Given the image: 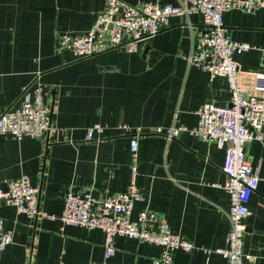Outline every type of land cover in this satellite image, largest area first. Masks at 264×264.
Here are the masks:
<instances>
[{
  "label": "crops",
  "instance_id": "1",
  "mask_svg": "<svg viewBox=\"0 0 264 264\" xmlns=\"http://www.w3.org/2000/svg\"><path fill=\"white\" fill-rule=\"evenodd\" d=\"M138 5L148 0H125ZM177 5L178 0H152ZM106 0H0V113L17 105L36 84L53 113L58 134L38 139L0 134V186L27 175L39 188V203L49 216L36 219L0 204V217L14 231L0 251V264H102L101 229L63 225L59 215L68 191L89 189L95 197L124 191L131 181L130 137L138 129L134 181L143 198L131 217L146 209L162 215L171 231L195 249L174 252V264H228L205 249L226 246L229 199L222 171L224 150L182 131L172 139L157 126L194 127L205 102L227 105L225 77L210 78L189 61L200 13L171 15L169 24L141 40L137 49H108L77 57L59 48L63 34H84ZM229 37L252 48L234 58L243 71H264V7L223 13ZM52 117V114H51ZM99 125L94 139L90 127ZM264 132V126L262 128ZM246 159L264 177V144L253 141ZM247 203L244 264H264V179ZM107 264H151L161 248L115 235Z\"/></svg>",
  "mask_w": 264,
  "mask_h": 264
},
{
  "label": "built area",
  "instance_id": "2",
  "mask_svg": "<svg viewBox=\"0 0 264 264\" xmlns=\"http://www.w3.org/2000/svg\"><path fill=\"white\" fill-rule=\"evenodd\" d=\"M178 1L177 5L152 0L133 5L125 0H106L105 7L98 13L89 31L84 34H63L58 39V46L69 49L77 57H88L116 47L134 51L138 42L166 27L171 15L201 14L202 26L195 34L194 47L188 59L206 71L210 78H226L229 103L218 105L205 102L200 105L196 110L197 124L192 128L185 125L157 126L153 132L172 139L182 131H189L202 141L214 142L224 150L221 168L226 177L224 189L229 199L226 246L204 251L221 255L228 264H244V218L249 213L247 203L262 178L247 161L246 147L253 141L264 144V71L240 69L234 55L248 51L252 46L229 37L223 13L231 8L252 13L264 7V0ZM261 55L264 58V50ZM99 130V125L90 127L87 140H93L94 131ZM59 131L60 128L52 122L51 111L44 101V91L40 84L34 85L29 93L23 92L17 105L0 113V134L12 135L17 139L24 136L41 139L49 135L53 137ZM139 134L138 129L130 137L133 163L131 181L124 191L95 197L87 189L68 191L64 197V206L59 215L63 225L98 228L103 232L102 264H107L114 254L115 235L158 245L161 252L152 259L151 264H174L173 255L176 250L195 249L191 241L171 231L164 216L143 209L135 218L131 217L134 203L143 198L134 181ZM0 204L12 205L18 212L32 219L49 216L40 208L39 188L25 174L7 180L5 188L0 186ZM13 236V229L6 228L0 217V251L13 241Z\"/></svg>",
  "mask_w": 264,
  "mask_h": 264
},
{
  "label": "water",
  "instance_id": "3",
  "mask_svg": "<svg viewBox=\"0 0 264 264\" xmlns=\"http://www.w3.org/2000/svg\"><path fill=\"white\" fill-rule=\"evenodd\" d=\"M109 27H111V24L109 25ZM51 114H52V118H53V117H54V116H53V113H51Z\"/></svg>",
  "mask_w": 264,
  "mask_h": 264
}]
</instances>
